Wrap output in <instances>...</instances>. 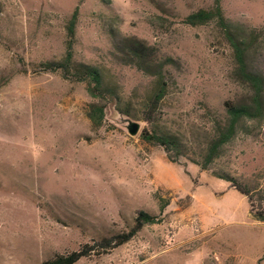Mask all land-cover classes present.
I'll return each mask as SVG.
<instances>
[{
	"label": "rangeland",
	"instance_id": "obj_1",
	"mask_svg": "<svg viewBox=\"0 0 264 264\" xmlns=\"http://www.w3.org/2000/svg\"><path fill=\"white\" fill-rule=\"evenodd\" d=\"M213 2L0 0V264H42L79 251L128 232L140 211L159 222L76 264H264V223L214 176L227 173L259 192L264 209V109L239 122L209 170L187 160L200 157L225 122L224 103L251 93L235 78L216 23L184 22ZM221 8L237 33L255 31L246 60L264 77V0H221ZM75 11L73 60L97 67L116 98L92 99L86 83L39 67L63 58ZM125 37L174 61L164 71L168 92L155 127L180 139L186 156L176 163L140 139L150 128L143 112L155 79L116 56ZM90 103L103 108L99 127L87 116ZM128 122L140 125L135 137Z\"/></svg>",
	"mask_w": 264,
	"mask_h": 264
},
{
	"label": "trees",
	"instance_id": "obj_2",
	"mask_svg": "<svg viewBox=\"0 0 264 264\" xmlns=\"http://www.w3.org/2000/svg\"><path fill=\"white\" fill-rule=\"evenodd\" d=\"M76 11L73 13L68 25L69 41L63 58L58 62L42 63L44 73H60L62 78L75 82L87 84L86 90L92 99L116 98L113 90L104 84L101 71L92 65L76 63L72 54V39L74 38V25ZM189 26H198L215 22L226 43L229 45L235 60L233 74L243 85L247 86L251 93L249 97L241 102L227 101L224 103L226 120L223 124L218 123L212 130L211 136L206 142L203 151L198 158H189L191 163L197 165L201 170H209L213 162L220 157L224 147L234 138L238 124L241 120H255L262 117L264 104V77L248 68L247 54L252 48L255 40V31L251 34L240 35L237 33L227 19L224 17L221 8V0H214L209 9H199L189 14L184 19ZM253 33V34H252ZM115 54L126 66L135 67L144 75L155 79V87L144 107L143 121L150 128L144 129L140 134V139L151 146H159L167 154V159L171 163H176L178 159L185 158L180 139L172 133L158 130L155 124L161 120V106L168 92V80L165 78L164 71L171 67L174 61L171 58H159L157 51L148 46L144 41L137 38H121L114 45ZM125 113L128 114L127 111ZM87 116L94 127L102 125L104 113L102 106L90 103L87 108ZM174 156V157H173ZM214 176L230 182L231 187L237 190L242 196L246 197L251 206L253 218L264 223V209L261 207L259 192H253L247 185L241 184L237 179L227 173L215 172ZM258 199V207L254 209V198ZM164 206H161V211ZM159 222L155 216L145 212H138L134 219L132 228L126 232L114 235L110 238H103L92 245H84L79 251L66 255H57L52 259L44 261L42 264H76L79 259L95 252L100 256L109 250L117 248L131 240L145 225H152Z\"/></svg>",
	"mask_w": 264,
	"mask_h": 264
},
{
	"label": "water",
	"instance_id": "obj_3",
	"mask_svg": "<svg viewBox=\"0 0 264 264\" xmlns=\"http://www.w3.org/2000/svg\"><path fill=\"white\" fill-rule=\"evenodd\" d=\"M127 131L131 137H135L139 133L140 125L135 122H128Z\"/></svg>",
	"mask_w": 264,
	"mask_h": 264
}]
</instances>
